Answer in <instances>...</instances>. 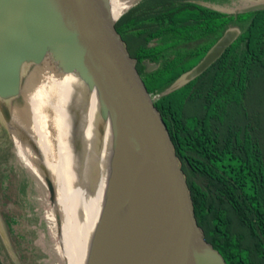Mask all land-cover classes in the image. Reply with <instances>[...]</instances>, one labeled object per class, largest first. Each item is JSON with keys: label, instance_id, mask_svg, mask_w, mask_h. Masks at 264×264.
<instances>
[{"label": "trees", "instance_id": "trees-1", "mask_svg": "<svg viewBox=\"0 0 264 264\" xmlns=\"http://www.w3.org/2000/svg\"><path fill=\"white\" fill-rule=\"evenodd\" d=\"M230 4L222 0L226 9H214L209 0H134L120 20L168 90L206 239L227 264H264V8L236 13ZM229 29L239 30L236 39L205 71L187 79ZM106 69L114 75L113 67ZM72 97L77 106L82 99L90 104L96 126L106 124L105 139L123 138L98 87L78 71ZM36 182L28 166L16 162L0 193V214L22 264L49 263L39 243L42 234L48 236V221L36 208ZM71 195L89 212L123 226L119 206L111 204L104 214L110 196L96 191L89 201L78 188ZM0 264H7L2 253Z\"/></svg>", "mask_w": 264, "mask_h": 264}, {"label": "water", "instance_id": "water-1", "mask_svg": "<svg viewBox=\"0 0 264 264\" xmlns=\"http://www.w3.org/2000/svg\"><path fill=\"white\" fill-rule=\"evenodd\" d=\"M263 8L259 1L236 13ZM120 18L111 0H0V95L18 90L22 63L48 56L98 87L130 155L104 211L125 190L127 215L100 264H227L198 218L168 90ZM238 35L227 30L186 78L205 71Z\"/></svg>", "mask_w": 264, "mask_h": 264}, {"label": "rangeland", "instance_id": "rangeland-1", "mask_svg": "<svg viewBox=\"0 0 264 264\" xmlns=\"http://www.w3.org/2000/svg\"><path fill=\"white\" fill-rule=\"evenodd\" d=\"M133 1L119 0L120 11L123 13ZM251 1L227 0V2H231L229 11H236L264 0ZM220 2L222 0H209L212 8L226 9L225 5V8H222ZM68 72L70 73L65 68L62 69L57 62H52L49 56L42 62L22 63L19 66L18 90L9 96L8 94L0 95V193L8 183L13 165L16 162L27 165L25 161L28 160L29 156L22 147L28 144L33 147L26 131L21 128L13 129L10 124L8 125L7 119L3 121V116L7 118V113H10L11 118L16 114L20 115L25 126H29L32 135L39 139L45 137L47 139L48 149L45 155L42 153L40 144H37L36 147L38 155L34 159L38 160L39 163L34 161V165L37 166V170L33 171L29 165L27 166L37 181L34 195L37 203L36 208L41 211L42 217L48 221V236L42 234L39 239V243L47 252L46 261L49 262L48 264H69L64 247L63 233L65 226L70 225L75 210L74 205H71V194L75 188H78L85 195L88 194L89 201L95 200L96 191L99 187V177L106 166L105 161L99 155L106 124L102 121L100 128L95 125L94 114H90V104L84 99L78 100V106L74 110L72 109L74 120L77 117L78 139L72 143L71 153L75 157L74 161L68 165H65L64 160L66 161V159L63 160L64 152L67 151L66 147L61 144L63 138L60 128L62 129L63 122H60V117L56 113L54 104L57 100L52 97L53 93L44 95L46 99L44 97L45 100H42L40 104L41 108L39 107L35 111L37 119L34 120L35 114L31 101L35 97L36 100L41 98L44 90H39V86L44 81L45 76L62 79ZM69 77L67 74V83ZM80 91L81 89H78L79 97H81ZM98 92H100L99 89ZM48 180L51 181L54 188L52 192L48 188ZM83 213L85 214L84 210ZM10 241L6 225L0 214V253L4 255L7 264H22Z\"/></svg>", "mask_w": 264, "mask_h": 264}, {"label": "bare ground", "instance_id": "bare-ground-1", "mask_svg": "<svg viewBox=\"0 0 264 264\" xmlns=\"http://www.w3.org/2000/svg\"><path fill=\"white\" fill-rule=\"evenodd\" d=\"M118 1L119 0H111V3L115 9V13L122 14L120 11L121 5ZM61 68L64 69L62 64ZM76 73L77 71L68 72L62 79H55L46 75L44 81L39 86V90H44L41 98L36 100L35 97L31 101L33 112L35 114L34 120L36 121L37 118L35 117V111L40 107L42 100L46 99L45 96L53 93L52 97L57 100L54 107L57 111L56 113L60 117V122H63L62 129L60 128L61 137L63 138V142H61V144L67 149L63 155V160L64 158L66 159V161L64 160L65 165L74 161L75 156L71 153V146L72 143L78 139V123H76L77 117L74 120V113H72V109L74 110L77 106L72 97V86ZM67 74L70 76L68 83L66 80ZM11 123L13 129L21 128L25 130L28 135L29 142H32L31 144L33 147L28 144L24 145L22 148H24L25 153L29 156L28 160L25 162L33 171H36L37 166L34 165V161L37 164L39 163L38 160H35L37 158L36 155H38L36 147L37 144H40L42 153L45 155L48 149L46 137L44 139L40 138L42 139L40 140L32 135V132L30 133L29 126H25V123L22 122V117L18 114L13 116ZM102 140L103 144L99 150V155H101L105 161L106 166L99 177V187L97 191L111 197V193L116 183L125 175L130 155L127 144L123 138L117 136H106L105 139L102 136ZM68 147H70V149H68ZM129 200L130 192L124 190L120 192L112 202L114 210L117 209L118 206L122 209L124 221L129 207ZM71 205H74L76 212L74 210L70 225L65 226L63 233L64 247L66 255L69 259V264H100L104 254L122 227L115 226L105 219L89 212L72 195ZM83 210L85 211V214L83 213Z\"/></svg>", "mask_w": 264, "mask_h": 264}, {"label": "flooded vegetation", "instance_id": "flooded-vegetation-1", "mask_svg": "<svg viewBox=\"0 0 264 264\" xmlns=\"http://www.w3.org/2000/svg\"><path fill=\"white\" fill-rule=\"evenodd\" d=\"M9 94H10V93H8V96H9ZM10 97H11V96H10ZM6 115H7V118H5V117L3 116V118H2L3 121H5V119L8 120L9 117H10V120L12 119L10 113H9V114L7 113Z\"/></svg>", "mask_w": 264, "mask_h": 264}]
</instances>
